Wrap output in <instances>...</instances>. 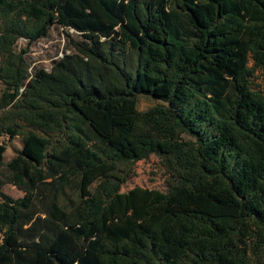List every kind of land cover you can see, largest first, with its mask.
Masks as SVG:
<instances>
[{"label":"trees","instance_id":"16d2710c","mask_svg":"<svg viewBox=\"0 0 264 264\" xmlns=\"http://www.w3.org/2000/svg\"><path fill=\"white\" fill-rule=\"evenodd\" d=\"M54 25L81 38L30 72ZM256 70L264 0H0V264H264ZM152 154L167 189L122 191Z\"/></svg>","mask_w":264,"mask_h":264},{"label":"rangeland","instance_id":"374dc122","mask_svg":"<svg viewBox=\"0 0 264 264\" xmlns=\"http://www.w3.org/2000/svg\"><path fill=\"white\" fill-rule=\"evenodd\" d=\"M67 32L69 35H67ZM80 38V35L74 30L54 25L50 28L48 35L39 38L30 45H27V39L23 37L19 38L16 41L15 50L18 51L21 48H26L23 56L28 63V70L30 72L35 68L49 69L52 59L61 56L64 52L71 51V39L79 40ZM252 82L256 89L264 92V70H256ZM1 90L2 83L0 82V92ZM153 103L149 97L140 96L138 108L144 110ZM0 142H4L7 147L4 153L6 161L11 159L22 146L21 136L18 135L13 139L1 136ZM167 178L168 173L162 165L160 158L152 154L133 164L132 175L122 185L121 190L126 191L134 186H142L165 191L167 189ZM2 189L14 198L23 195V191L11 183L4 184Z\"/></svg>","mask_w":264,"mask_h":264}]
</instances>
